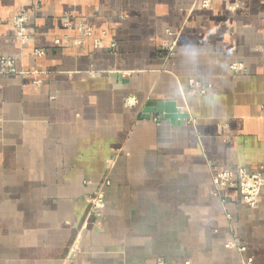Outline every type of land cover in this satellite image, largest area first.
I'll return each instance as SVG.
<instances>
[{"label":"crops","instance_id":"obj_1","mask_svg":"<svg viewBox=\"0 0 264 264\" xmlns=\"http://www.w3.org/2000/svg\"><path fill=\"white\" fill-rule=\"evenodd\" d=\"M0 57V264H264L211 173L264 167V0H0Z\"/></svg>","mask_w":264,"mask_h":264},{"label":"built area","instance_id":"obj_2","mask_svg":"<svg viewBox=\"0 0 264 264\" xmlns=\"http://www.w3.org/2000/svg\"><path fill=\"white\" fill-rule=\"evenodd\" d=\"M209 2L210 0H206L205 2L206 5H204V7H207L209 5ZM25 22H26L25 17H19L15 21L16 26L20 30L19 34L23 38L25 31L23 25L25 24ZM84 34L86 36H92V30L88 29L85 31ZM169 50H170V56H173L174 46H171ZM42 54H43L42 52L38 53V55H42ZM0 62H6L9 67H11L13 63L10 58H3V57H0ZM232 69L244 70V68L238 64H234L232 66ZM194 85H197L198 90L200 91V84L195 83ZM202 88L203 89L200 91V93H205L207 91V87L202 86ZM194 92L196 91L194 90ZM211 173L213 178V184L217 194H219V192L223 188L230 186H238L245 204H247L251 208H254L257 205L259 196L264 190V167L262 168V170L257 172H250L245 168H239L237 172L234 173L230 170H225L218 165H214L211 167ZM105 183L108 184V182ZM88 202H89V215L93 217L94 216L101 217L100 210L104 207V193L101 190V188H98L93 192ZM154 264H167V263L163 259L159 258L154 262ZM184 264H192V263L190 261H187Z\"/></svg>","mask_w":264,"mask_h":264},{"label":"water","instance_id":"obj_3","mask_svg":"<svg viewBox=\"0 0 264 264\" xmlns=\"http://www.w3.org/2000/svg\"><path fill=\"white\" fill-rule=\"evenodd\" d=\"M152 114H161L168 119H188L189 115L181 108H178L175 102L170 101H149L142 110V119H149Z\"/></svg>","mask_w":264,"mask_h":264},{"label":"rangeland","instance_id":"obj_4","mask_svg":"<svg viewBox=\"0 0 264 264\" xmlns=\"http://www.w3.org/2000/svg\"><path fill=\"white\" fill-rule=\"evenodd\" d=\"M203 1H204V3H203ZM206 0H202V6L204 7V5H206ZM205 8V7H204ZM197 89V90H196ZM203 88H202V86L200 85V91L202 90ZM194 90L196 91V93H198L197 91H199L198 90V86L197 85H194ZM200 91H199V93H200Z\"/></svg>","mask_w":264,"mask_h":264}]
</instances>
